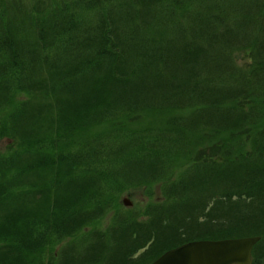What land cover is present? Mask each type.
<instances>
[{
    "label": "trees",
    "instance_id": "trees-1",
    "mask_svg": "<svg viewBox=\"0 0 264 264\" xmlns=\"http://www.w3.org/2000/svg\"><path fill=\"white\" fill-rule=\"evenodd\" d=\"M6 137L0 264L150 263L248 235L263 264L264 0H0ZM155 183L180 187L178 221L170 194L156 231L158 205L150 223L93 225Z\"/></svg>",
    "mask_w": 264,
    "mask_h": 264
},
{
    "label": "rangeland",
    "instance_id": "rangeland-1",
    "mask_svg": "<svg viewBox=\"0 0 264 264\" xmlns=\"http://www.w3.org/2000/svg\"><path fill=\"white\" fill-rule=\"evenodd\" d=\"M10 142L11 141L10 139H8V137H6L3 140H0V153H4L9 149ZM184 158H185L184 155L179 156V159L177 160V163H176L177 166H175L174 169L172 170V173L174 175V181L176 182L180 181L183 175L187 173V166L183 165ZM179 189L180 187L174 186L171 183H155V184L146 185V186H137L130 190H125L121 194L118 195L119 206H115L109 211H107L93 225L99 229H106L108 227H112L116 221V218L119 212H123V214L128 219H131L133 217H136V218L139 217V221H146L150 223V219L152 215L150 210L152 206L158 205V206H163L165 208L168 222L163 225L153 226V231H156L158 228H162L164 227V225L166 226L169 223V213L171 209L167 207L169 204L167 203V197L170 194H173V191H176ZM174 196H175V200L171 204H176L174 209H176L177 211V221H178L179 217H181L182 215H185V207L184 205L180 204L177 201L176 199L177 195H174ZM124 198H128L132 202V205L126 206L123 201ZM156 236L154 237V239L156 238ZM162 245L163 244L156 243L154 248L155 249L165 248ZM119 247L121 248V250L132 248V246L130 245H124V246H119ZM145 250L146 248L137 249L136 251H132L133 253L132 258L139 257V255ZM45 260L46 261H43V263L47 264L49 261H47L46 257H45ZM129 260H133V259H130L129 257ZM263 261H264V257H263ZM139 263L143 264V263H147V261L144 258L140 257ZM150 263H147V264H150Z\"/></svg>",
    "mask_w": 264,
    "mask_h": 264
},
{
    "label": "water",
    "instance_id": "water-1",
    "mask_svg": "<svg viewBox=\"0 0 264 264\" xmlns=\"http://www.w3.org/2000/svg\"><path fill=\"white\" fill-rule=\"evenodd\" d=\"M126 203H130L125 199ZM259 236L192 241L170 249L152 264H252Z\"/></svg>",
    "mask_w": 264,
    "mask_h": 264
}]
</instances>
